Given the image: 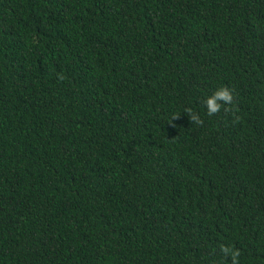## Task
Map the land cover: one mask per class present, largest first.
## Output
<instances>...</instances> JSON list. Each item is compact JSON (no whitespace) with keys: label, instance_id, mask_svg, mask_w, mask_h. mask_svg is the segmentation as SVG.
<instances>
[{"label":"trees","instance_id":"1","mask_svg":"<svg viewBox=\"0 0 264 264\" xmlns=\"http://www.w3.org/2000/svg\"><path fill=\"white\" fill-rule=\"evenodd\" d=\"M222 245L264 264V0H0V264Z\"/></svg>","mask_w":264,"mask_h":264},{"label":"clouds","instance_id":"2","mask_svg":"<svg viewBox=\"0 0 264 264\" xmlns=\"http://www.w3.org/2000/svg\"><path fill=\"white\" fill-rule=\"evenodd\" d=\"M233 101V91L227 86H221L206 99L205 105L207 109V114L209 116L216 115L221 111L222 108H224L225 111H228V108L225 106L231 105ZM186 112L189 114L191 122H194L198 125L203 124V120L198 116V114L192 113L191 110H186ZM177 117L178 116H174L173 119ZM221 251L225 255L231 254L233 264H238V257L240 255L239 250L233 251L230 247L222 245Z\"/></svg>","mask_w":264,"mask_h":264}]
</instances>
